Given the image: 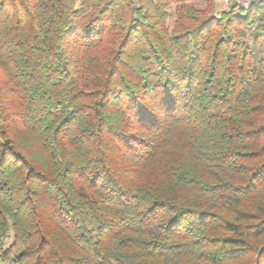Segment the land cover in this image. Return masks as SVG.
I'll list each match as a JSON object with an SVG mask.
<instances>
[{
    "label": "trees",
    "instance_id": "trees-1",
    "mask_svg": "<svg viewBox=\"0 0 264 264\" xmlns=\"http://www.w3.org/2000/svg\"><path fill=\"white\" fill-rule=\"evenodd\" d=\"M215 1L0 0V264H264V0Z\"/></svg>",
    "mask_w": 264,
    "mask_h": 264
},
{
    "label": "rangeland",
    "instance_id": "rangeland-1",
    "mask_svg": "<svg viewBox=\"0 0 264 264\" xmlns=\"http://www.w3.org/2000/svg\"><path fill=\"white\" fill-rule=\"evenodd\" d=\"M250 1L251 0H241V1L239 0V2H237L236 0H228V2H227L225 0H216L215 6H214V13L219 14L222 10L228 8L231 3H236V4L242 5L244 7L243 4L248 3V5H249ZM191 3L196 8H198L199 10H203V11L205 10L206 11V9H207V0H191ZM171 12H173L172 9H171ZM173 19H174V17L171 15L170 18L168 19V22H167L169 27L172 26Z\"/></svg>",
    "mask_w": 264,
    "mask_h": 264
},
{
    "label": "built area",
    "instance_id": "built-area-1",
    "mask_svg": "<svg viewBox=\"0 0 264 264\" xmlns=\"http://www.w3.org/2000/svg\"><path fill=\"white\" fill-rule=\"evenodd\" d=\"M225 1L228 2V0H225ZM236 1L239 2V0H236ZM240 1H241V0H240ZM227 2H226V3H227ZM243 5H244V7H246V6H248V3H246V4L244 3Z\"/></svg>",
    "mask_w": 264,
    "mask_h": 264
}]
</instances>
